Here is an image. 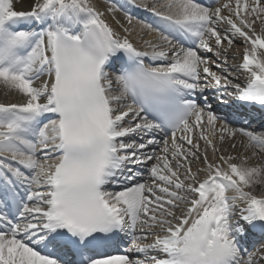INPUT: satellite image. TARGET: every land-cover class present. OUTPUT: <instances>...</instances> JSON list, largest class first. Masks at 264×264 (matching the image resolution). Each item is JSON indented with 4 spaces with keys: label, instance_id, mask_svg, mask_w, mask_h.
<instances>
[{
    "label": "snow or ice",
    "instance_id": "obj_1",
    "mask_svg": "<svg viewBox=\"0 0 264 264\" xmlns=\"http://www.w3.org/2000/svg\"><path fill=\"white\" fill-rule=\"evenodd\" d=\"M0 93V264H264V0H0Z\"/></svg>",
    "mask_w": 264,
    "mask_h": 264
},
{
    "label": "bare ground",
    "instance_id": "obj_2",
    "mask_svg": "<svg viewBox=\"0 0 264 264\" xmlns=\"http://www.w3.org/2000/svg\"><path fill=\"white\" fill-rule=\"evenodd\" d=\"M28 3H30V0H24V6H25V7L28 5ZM17 7H20V5L18 4ZM229 63H230V64H233V63H239V59L237 58L236 61H233V60L230 59V60H229ZM4 98H5V97L3 96V94L0 93V100H3ZM253 119H258V120L256 121V123H259V124L261 123V121H260V119H259V112H258V111L254 112V113L252 114L250 120H253Z\"/></svg>",
    "mask_w": 264,
    "mask_h": 264
},
{
    "label": "rangeland",
    "instance_id": "obj_3",
    "mask_svg": "<svg viewBox=\"0 0 264 264\" xmlns=\"http://www.w3.org/2000/svg\"><path fill=\"white\" fill-rule=\"evenodd\" d=\"M238 59H239V57H238Z\"/></svg>",
    "mask_w": 264,
    "mask_h": 264
}]
</instances>
